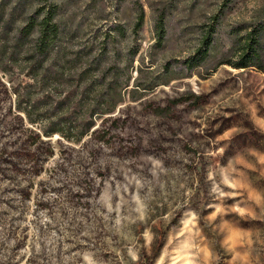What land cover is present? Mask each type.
I'll list each match as a JSON object with an SVG mask.
<instances>
[{
  "label": "rangeland",
  "instance_id": "1",
  "mask_svg": "<svg viewBox=\"0 0 264 264\" xmlns=\"http://www.w3.org/2000/svg\"><path fill=\"white\" fill-rule=\"evenodd\" d=\"M58 3L75 47L124 27L105 78L131 80L73 143L39 137L0 72V264H264V74L217 67L264 23V0Z\"/></svg>",
  "mask_w": 264,
  "mask_h": 264
},
{
  "label": "trees",
  "instance_id": "2",
  "mask_svg": "<svg viewBox=\"0 0 264 264\" xmlns=\"http://www.w3.org/2000/svg\"><path fill=\"white\" fill-rule=\"evenodd\" d=\"M58 1L0 0V72L8 79L18 116L39 129V137L58 135L79 143L95 128L98 118L113 114L123 101V90L131 77L122 83L114 76L107 83L105 75L109 69L108 47L126 31L116 23L103 39L97 37L94 42L75 47L72 41L79 38L78 30L65 25ZM165 20L164 12L156 20L159 44L165 40ZM144 21L145 11L140 7L135 34ZM214 32L212 27L208 30L202 45L187 62L189 69L207 60ZM238 46L237 57L222 60L217 67L255 69L264 74V23L249 27ZM139 51L137 48L133 52V58ZM80 110L84 115L77 117Z\"/></svg>",
  "mask_w": 264,
  "mask_h": 264
}]
</instances>
